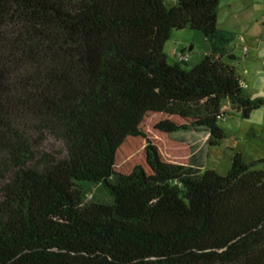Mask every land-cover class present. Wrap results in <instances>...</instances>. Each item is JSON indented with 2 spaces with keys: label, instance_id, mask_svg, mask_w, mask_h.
<instances>
[{
  "label": "trees",
  "instance_id": "obj_1",
  "mask_svg": "<svg viewBox=\"0 0 264 264\" xmlns=\"http://www.w3.org/2000/svg\"><path fill=\"white\" fill-rule=\"evenodd\" d=\"M219 5L0 0V264H264V168L205 169L183 136L263 104ZM185 27L211 46L191 68L164 51Z\"/></svg>",
  "mask_w": 264,
  "mask_h": 264
},
{
  "label": "rangeland",
  "instance_id": "obj_2",
  "mask_svg": "<svg viewBox=\"0 0 264 264\" xmlns=\"http://www.w3.org/2000/svg\"><path fill=\"white\" fill-rule=\"evenodd\" d=\"M166 2L172 4L177 0ZM218 27L235 32V38L227 45L233 58L228 56L225 61L234 65L236 73L246 83L244 94L262 98L263 104L249 117H244L229 100H224L226 115L219 119V124L225 129L226 136L217 145H207L208 134L199 131L185 132L183 136L196 145L197 151L205 149V169L228 173L237 152L248 163L258 160L256 168H264V0H220ZM210 47L203 32L185 27L172 31L164 51L170 62L179 59L182 52L187 54L186 66L191 68L203 59ZM48 147L60 148L61 142L51 136Z\"/></svg>",
  "mask_w": 264,
  "mask_h": 264
},
{
  "label": "built area",
  "instance_id": "obj_3",
  "mask_svg": "<svg viewBox=\"0 0 264 264\" xmlns=\"http://www.w3.org/2000/svg\"><path fill=\"white\" fill-rule=\"evenodd\" d=\"M182 60H188V55L187 54H181V56L179 57ZM241 85L244 87L246 86V83L241 79Z\"/></svg>",
  "mask_w": 264,
  "mask_h": 264
}]
</instances>
